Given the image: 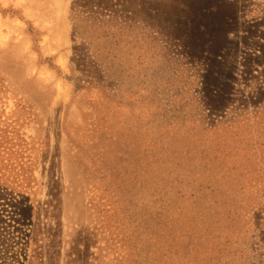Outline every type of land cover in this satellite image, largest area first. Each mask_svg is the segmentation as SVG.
I'll return each instance as SVG.
<instances>
[{
  "label": "rangeland",
  "instance_id": "1",
  "mask_svg": "<svg viewBox=\"0 0 264 264\" xmlns=\"http://www.w3.org/2000/svg\"><path fill=\"white\" fill-rule=\"evenodd\" d=\"M0 264H264V0H0Z\"/></svg>",
  "mask_w": 264,
  "mask_h": 264
}]
</instances>
